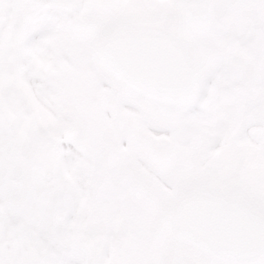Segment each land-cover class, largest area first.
<instances>
[{"label":"snow or ice","instance_id":"obj_1","mask_svg":"<svg viewBox=\"0 0 264 264\" xmlns=\"http://www.w3.org/2000/svg\"><path fill=\"white\" fill-rule=\"evenodd\" d=\"M0 264H264V0H0Z\"/></svg>","mask_w":264,"mask_h":264}]
</instances>
